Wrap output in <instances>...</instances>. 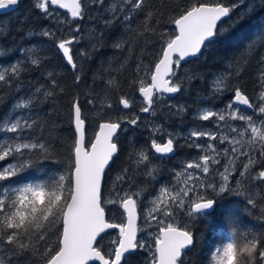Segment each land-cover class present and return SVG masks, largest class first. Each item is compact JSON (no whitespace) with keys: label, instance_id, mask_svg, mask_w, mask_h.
I'll list each match as a JSON object with an SVG mask.
<instances>
[{"label":"snow or ice","instance_id":"obj_1","mask_svg":"<svg viewBox=\"0 0 264 264\" xmlns=\"http://www.w3.org/2000/svg\"><path fill=\"white\" fill-rule=\"evenodd\" d=\"M20 3L0 0V11ZM33 7L50 23L28 30L22 41L41 39L28 47L0 44V56L24 55L0 64V103L13 99L0 115V264H133L141 252L142 264H187L198 222L222 230L209 264H264V33L208 73L209 99L193 110V120L211 127L197 124L182 135L155 122L162 105L172 115L188 112L165 105L166 97L204 80L206 74L183 65L211 46H233L264 12V0H33ZM11 31L0 26V41ZM106 33L114 34V56L85 86L84 65L105 48ZM81 44L88 46L74 51ZM53 58L70 69V88L55 68L47 70ZM34 72L37 79L25 82ZM225 94L222 108L211 104ZM62 98L70 116L67 145L52 120ZM141 126L147 142L125 144L122 137ZM179 148L190 150L188 158L167 167ZM227 197L241 198L243 211ZM116 213L119 223L112 222ZM249 216L261 230L249 227ZM112 229L118 234L105 249Z\"/></svg>","mask_w":264,"mask_h":264},{"label":"trees","instance_id":"obj_2","mask_svg":"<svg viewBox=\"0 0 264 264\" xmlns=\"http://www.w3.org/2000/svg\"><path fill=\"white\" fill-rule=\"evenodd\" d=\"M204 2H210V0H204ZM249 2H253V0H249ZM258 2V0H256ZM57 12L61 15L65 14L66 11L56 8ZM235 14H233L234 16ZM26 19V23L21 25V21ZM10 22V23H9ZM49 21H46L42 14L33 7V0H21V3L17 6L15 11L9 13H0V26L8 25L12 31L8 40L0 41V44L6 45L9 48L24 46L28 47L30 44L37 43L41 38L40 37H27L22 41V37H25V33L30 29H35L39 31L40 26L44 24H49ZM18 27H23L24 32H16ZM264 33V12H260L254 18H252L243 32L235 38L233 46L228 47L223 44H217L210 47V50L203 51V54L199 57V59H192L189 63L184 64V69H194L202 74H206L204 76L203 81H194L190 87H188L184 92L179 94H174L173 97L165 98V105L171 104L175 107L186 106L188 108V112L183 115H172L170 114L167 107L162 105L161 107L164 109L163 111H157V115L155 117V122L163 124L167 131L176 132L178 134H187L190 130L195 128L197 124H202L206 127H211L207 122H199L193 120V110L201 107V100L209 99V82L213 79L212 75L208 73H215L222 70L225 66V62L229 57H231L234 53H237L243 46L248 42L249 39L255 37L259 38V34ZM15 36L16 45L11 44V38ZM114 38L113 33L105 34V48L101 50L100 54L95 56L93 61L90 63H86L84 65V71L86 73V84L90 85L92 82V75L95 73L103 60H107L114 56V51L110 47L111 41ZM87 44H81L79 46H74V51L77 47H87ZM54 51V50H53ZM135 54H138L135 53ZM51 55V53H49ZM24 55L18 51H11L5 53L3 56H0V64L7 66L9 63L14 62L15 60H23ZM155 57H153L154 59ZM107 66V65H105ZM47 70H52L55 68L57 73L63 77L64 83L66 87H71L73 82V75L70 69L64 64V62L58 58H53L51 63L46 66ZM45 69H41L44 71ZM39 76V72L30 73L28 76L24 77L25 82L29 79L36 80ZM245 79H250V74L245 76ZM43 82V81H41ZM249 88H251V83H249ZM230 94H225V97L221 99H213L211 101L212 105L222 108L224 104L228 102V97ZM67 98H62L59 105L56 107V112L59 113L57 117L56 114H53L52 120L58 123L61 127V130L58 132L59 137L64 142L65 145L69 143L67 139L69 133L71 132V127L69 124L70 116L68 112V105L66 103ZM13 103V99L9 97L6 102L0 103V115L8 112L9 107ZM209 106V105H204ZM175 107L172 111H175ZM51 109V105L46 106L44 111L48 112ZM138 109L134 108L133 111H137ZM147 116V114H145ZM144 119V116H142ZM149 120L153 119L152 117H148ZM97 129L92 128L89 131L93 134ZM148 130L141 126L140 128L132 131L131 129L128 131L127 136L122 137L124 143L127 144L128 139H135L137 145L145 144L148 140ZM183 143V141H181ZM57 148L60 151H63L60 148L59 143L57 144ZM128 149L125 147L124 153L120 156V159L113 166V171L109 174L112 178L115 177L116 172L119 170V166H121L122 162L126 159ZM190 150L187 148H179L175 155L171 157V160L166 161L167 167L172 168L175 167L177 162L188 158ZM191 155H196L194 151L191 152ZM3 162H0L2 164ZM109 186L111 184V180L108 181ZM227 201H230L234 206L241 210L244 209V204L239 197H227ZM106 215H111L106 210ZM112 222H121L119 218V213H116L114 217H112ZM249 227L256 225L257 230H261L260 221L255 219L252 216L248 217L246 221ZM196 235L198 237L195 246L187 253V264H209V249L213 245V243H218V237L220 236L221 229L217 228L213 231V228L210 224L206 222H198L196 225ZM118 234V230L108 231V235L105 236L104 245L105 249L109 246V241L113 239ZM146 253L141 252L139 256H137L133 262V264H142L143 258ZM98 264V263H97Z\"/></svg>","mask_w":264,"mask_h":264},{"label":"water","instance_id":"obj_3","mask_svg":"<svg viewBox=\"0 0 264 264\" xmlns=\"http://www.w3.org/2000/svg\"><path fill=\"white\" fill-rule=\"evenodd\" d=\"M16 8H17V6H16ZM15 8V9H16ZM62 10H64V9H62ZM64 11H66V10H64ZM9 12H12V10H4V11H0V13H9ZM174 96V94H172L169 98H171V97H173ZM112 230H114V229H112ZM112 230H108V231H112ZM98 263V262H97Z\"/></svg>","mask_w":264,"mask_h":264},{"label":"bare ground","instance_id":"obj_4","mask_svg":"<svg viewBox=\"0 0 264 264\" xmlns=\"http://www.w3.org/2000/svg\"><path fill=\"white\" fill-rule=\"evenodd\" d=\"M133 131V130H132Z\"/></svg>","mask_w":264,"mask_h":264}]
</instances>
